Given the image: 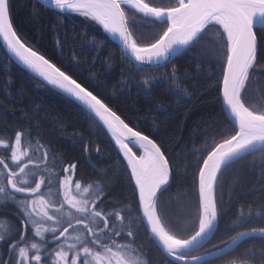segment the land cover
<instances>
[{
    "label": "snow or ice",
    "instance_id": "1",
    "mask_svg": "<svg viewBox=\"0 0 264 264\" xmlns=\"http://www.w3.org/2000/svg\"><path fill=\"white\" fill-rule=\"evenodd\" d=\"M50 2L61 14L60 18L66 11H72L98 22L114 41H119L125 67L133 65L138 74L141 66L161 65L162 60L171 64L172 58L194 46L209 26H219L224 61L217 107L224 121H214L208 128H201V139L208 147L196 161L197 218L185 237L178 228L166 227L167 221L162 223L163 216L157 214L161 197L178 174L176 157L159 138V129L154 134H144L135 121L115 106L113 101L118 96L102 94L99 80L85 83L62 70L37 43L18 33L10 18L11 0H0V36L8 49L46 85L67 94L98 127L111 130L136 210L139 213L142 209L139 221L159 241L169 264H207L206 257L191 253L211 243L221 227L217 201L224 171L258 151L264 153V110L249 104L247 97L250 69L264 59V0H171L167 5L156 4L155 0ZM138 18H151L160 26L157 35L146 45L131 38L129 26L135 28ZM135 83L148 95L158 84L169 87L174 95L181 92L158 79ZM36 135L39 133L32 130L27 133L29 137ZM23 137V130L0 136V194L5 197L0 201V210L10 206L20 221L15 235H0V246L10 254L0 257V264H43L44 261L47 264H139L133 247L137 233L131 230L137 221L119 212H109L106 207L117 196L115 189L105 191L107 185L100 187L73 180L79 166L73 162L63 167L62 179L57 178L61 199L53 206L45 199V192L51 190V177L47 175L48 147L40 144L37 158L36 153L25 148ZM84 151H88L87 145ZM96 151L100 149L97 147ZM260 167L264 170V163ZM261 184L264 185V178ZM38 205L48 211H38ZM66 206L68 210L64 211ZM44 222H51L52 227L44 228ZM46 233H50V241ZM257 235L264 238V227L240 232L231 246ZM50 244L55 248L49 250Z\"/></svg>",
    "mask_w": 264,
    "mask_h": 264
},
{
    "label": "trees",
    "instance_id": "2",
    "mask_svg": "<svg viewBox=\"0 0 264 264\" xmlns=\"http://www.w3.org/2000/svg\"><path fill=\"white\" fill-rule=\"evenodd\" d=\"M169 2L171 0H155L159 5ZM10 16L18 33L37 43L62 70L85 83L99 80L102 86L99 90L105 97L118 96L113 103L138 124L139 130L154 134L159 129V138L176 157L178 174L161 197L157 212L163 216L162 223L167 221L166 227L178 228L180 234L187 237L197 218L195 165L208 147L201 139V128H208L214 121H224L217 107L221 95L217 91L221 88L218 82L224 61V41L219 26H209L194 46L176 56L171 64L166 63L167 67L141 66L138 74L133 65L125 67L119 45L91 18L67 11L60 18L57 9L38 0H11ZM136 24L135 28L129 26L132 37L145 45L160 29L151 18H138ZM143 79L161 80L172 89L181 90L180 95H174L169 87L159 84L148 95L135 83ZM247 97L249 104L264 110V59L259 66L250 69ZM16 130L25 132L22 143L36 153L37 158L39 145L48 147L50 187L57 188V178L62 179L64 166L78 162L73 180L100 187L107 185L105 191L115 189L117 196L106 207L109 212H119L137 221L131 229L137 233L133 245L136 253L144 264L146 261L169 264V258L139 221L141 212H137L131 197L124 163L106 128L98 127L70 97L16 63L0 41V136H10ZM29 130L39 135L29 137ZM262 163L264 153L258 151L224 171L217 201L221 227L211 243L191 255L218 249L240 232L264 227ZM120 193H123L122 198ZM16 214L10 206L0 210V221H7V228H0V235H15L20 223ZM9 255L0 246V257ZM242 263L264 264V238L257 235L245 239L233 250L207 261V264Z\"/></svg>",
    "mask_w": 264,
    "mask_h": 264
},
{
    "label": "water",
    "instance_id": "3",
    "mask_svg": "<svg viewBox=\"0 0 264 264\" xmlns=\"http://www.w3.org/2000/svg\"><path fill=\"white\" fill-rule=\"evenodd\" d=\"M38 1H40L41 3H43L44 5H46V6H48V7H50V8H53V9H55L54 7H53V5L51 4V2H50V0H38ZM73 2H74V0H73ZM67 12H72V11H67ZM10 18H11V16H10ZM129 31H130V29H129ZM131 32V31H130ZM108 35H109V37H111V34H109V33H107ZM112 38V37H111ZM131 38H133V37H131ZM0 41H1V44L3 45V47H4V49L7 51V53L11 56V58L16 62V63H18L20 66H22L23 68H25L27 71H29L30 73H32L31 72V70H29V69H27L26 68V66L25 65H23V63L21 62V61H19V59L17 58V57H15V55L8 49V47H7V43H6V41H4V39H3V37L2 36H0ZM115 42L119 45V41L118 40H115ZM184 50H182L181 52H179V53H177V55L176 56H178L180 53H182ZM175 56V57H176ZM175 57H173L172 58V60L175 58ZM166 63H168L167 61H161V65H164V64H166ZM161 65H151V66H143V67H150V68H154V67H160ZM33 75H35L36 76V74H34V73H32ZM37 77V76H36ZM39 78V77H38ZM39 79H41L42 80V78H39ZM50 86V85H49ZM52 88H54V89H56V90H58V91H60V92H62L61 90H59V89H57V88H55L54 86H51ZM221 87H222V85H221ZM63 93V92H62ZM65 94V93H64ZM65 95H67V94H65ZM105 128H106V126H104ZM107 130V129H106ZM108 131V133L110 134V136H111V130H107ZM143 132V131H142ZM144 134H147V133H145V132H143ZM112 137V136H111ZM112 139H113V141L115 142V137H112ZM117 146V145H116ZM118 147V146H117ZM134 151V150H133ZM140 212H141V215H142V209L140 210ZM157 214H158V212H157ZM251 230V229H250ZM250 230H246V231H250ZM149 232V234L151 235V233H150V231H148ZM245 232V231H244ZM238 236V235H237ZM236 236V237H237ZM234 239V238H233ZM233 239L231 240V241H229L226 245H224V246H222V247H220V248H218V249H214V250H211V251H208V252H205V253H202V254H199V255H193V256H201V257H206V260L207 261H209V260H211V259H213V258H215V257H218V256H220V255H222V254H225V253H227V252H229V251H231V250H233L237 245H235V246H231L232 245V241H233ZM51 240V238L49 239V241ZM159 246H160V244H159V241L158 240H154ZM160 248L162 249V247L160 246ZM201 249V248H200ZM220 249H224L225 251H223V252H220L219 250ZM163 250V249H162ZM194 252H196V251H194ZM194 252H192V253H194Z\"/></svg>",
    "mask_w": 264,
    "mask_h": 264
},
{
    "label": "rangeland",
    "instance_id": "4",
    "mask_svg": "<svg viewBox=\"0 0 264 264\" xmlns=\"http://www.w3.org/2000/svg\"><path fill=\"white\" fill-rule=\"evenodd\" d=\"M0 151H2V149H0ZM72 179H73V177H72ZM50 189H51L50 191H46L45 192V199H46V201H51L53 206H56V202L61 199V196L58 194L57 188L52 186V187H50ZM4 199H5L4 195L0 194V201H3ZM67 210L68 209H67V206H66L64 211H67ZM38 211H41V212L42 211H48V208H43L42 209L38 205ZM55 214L56 215H62L63 213L62 212H56ZM6 222L7 221L5 219L0 221V228L1 229H3V227L5 229L7 228V223ZM50 227H52V223L51 222H44V228H50ZM77 231L78 232H82V230H80V229H77ZM45 235H46V237L48 239L51 238L50 233H46ZM31 239H32V236L30 235L29 236V240H31ZM37 240H39V238H37ZM54 248H50L49 247V250H52ZM196 255H199V254H196ZM191 256H193V255H191ZM135 258L138 260L139 264H144L143 259L141 258L140 254L136 253V257ZM43 264H47V261H44ZM242 264H244V263H242Z\"/></svg>",
    "mask_w": 264,
    "mask_h": 264
},
{
    "label": "flooded vegetation",
    "instance_id": "5",
    "mask_svg": "<svg viewBox=\"0 0 264 264\" xmlns=\"http://www.w3.org/2000/svg\"><path fill=\"white\" fill-rule=\"evenodd\" d=\"M16 216H17V214H16ZM49 239H50V238H49ZM49 247H50V248H54L55 245L50 244Z\"/></svg>",
    "mask_w": 264,
    "mask_h": 264
}]
</instances>
